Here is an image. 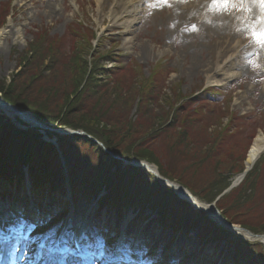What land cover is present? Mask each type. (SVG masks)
<instances>
[{
  "label": "rangeland",
  "instance_id": "1",
  "mask_svg": "<svg viewBox=\"0 0 264 264\" xmlns=\"http://www.w3.org/2000/svg\"><path fill=\"white\" fill-rule=\"evenodd\" d=\"M126 1L0 0L1 8L10 7L9 17L0 28L6 33L0 42V80L9 82L13 79V75L20 71V55H25L36 36L42 35L41 31L45 30L48 40L52 39L59 47L63 46L66 53L73 54V50L86 49L87 55H83L82 60L89 65L95 61L108 71L131 66L128 73L132 71L136 75L142 74L139 83L143 86L141 93L145 96L153 89L155 74H159L157 91H160H155L158 101L154 106L153 117L168 118L169 122L171 113L183 106L186 107L182 110L183 115L187 111L188 116L193 118L198 97L206 102L207 107L201 106L203 114L198 113L194 129L208 133L231 127L229 130L233 131L237 130L232 128L236 124H229L232 122L228 115L242 117L244 121L240 136L227 142V153H221L223 157H220L216 167L224 166L225 175L241 164L243 171H246L244 162L252 140L261 132L264 134V47L250 38L251 26L254 18L260 14L259 9L255 13L253 10L247 13L233 10V6H229L228 10L222 11L223 5L213 4L212 0H207L206 6L199 10L197 5L202 0H167V3L162 0H131V5H137V11L132 16L135 21L127 29L123 22L118 21L115 25L109 18L110 9H118L117 3L123 4ZM248 6L243 5L245 8ZM79 29L81 34L87 35L89 41L74 46L75 42L69 37L75 36L74 32H79ZM223 53L230 55V58L221 63ZM219 67L222 70L216 69ZM116 74L119 73L116 71ZM229 74H234L235 78H228ZM212 79L215 83L211 82ZM110 86L115 87L113 84ZM209 89H217L219 94L209 92ZM186 101L189 102L190 111L184 105ZM171 106L173 110L170 111ZM143 107L136 104L130 113L131 117L138 118ZM1 116L16 123L17 127L21 126L18 127L20 130L27 128L26 124L18 119V122L15 121L5 112ZM69 132L61 136L84 137ZM75 143L78 144H74L71 149L75 155L81 157L89 152L90 149L82 143ZM263 159L264 153L252 171L245 173L242 181L249 172L258 169L260 162L264 169ZM60 161H64L63 157ZM119 162L123 166L130 165L125 161ZM141 169L160 182L147 168ZM238 179L239 176H235L231 184ZM105 193L103 191L98 196L102 197ZM20 194L27 202L25 206L19 204V198L18 205H12L11 201L7 204L0 198V205L3 210L6 205L7 211L10 207L14 208L15 216L9 213L14 219L17 217L23 221L28 216L35 219V223H22L26 231L17 228L18 234L26 238L27 248L33 247L23 255L16 254L26 264H57V249L62 250L63 260L69 262L72 257L69 245L75 237L81 239L82 245L76 264H110L120 262L123 258L134 259L141 264H170L174 261L178 264H238L232 260L233 249H226L222 243L201 248L195 237L196 230L181 232L179 236L160 225L149 209L134 211V208H126L114 211L105 206L101 209L94 198L87 199L81 195L72 197L71 193L62 188L60 193L50 194V198H40L38 211L43 210L42 214L38 213L32 203L29 188L18 192ZM51 201L56 204L54 208L61 206L57 213L52 210L54 216L48 215ZM55 215H59V218L53 220ZM213 220L221 229L234 232L243 241L257 243L264 248L262 238L251 239V235L245 231L240 233L228 228L220 218ZM230 225L243 229L236 224ZM118 244L124 247L119 252Z\"/></svg>",
  "mask_w": 264,
  "mask_h": 264
},
{
  "label": "trees",
  "instance_id": "2",
  "mask_svg": "<svg viewBox=\"0 0 264 264\" xmlns=\"http://www.w3.org/2000/svg\"><path fill=\"white\" fill-rule=\"evenodd\" d=\"M9 8L0 7V28L9 17ZM41 32L25 55H20V71L9 82L0 80L1 99L44 125H53V129L83 132L102 148L82 137L59 136L47 131V138L58 140V150L66 163L65 174L58 151L43 140L39 130L28 126L20 130L0 115V187L7 191L10 185L21 190L27 173L34 190L40 193L59 192L66 182L75 195L86 198L105 191L100 201L102 205L114 209L148 207L160 223H170L175 230H197L203 244L224 243L235 251V259L242 264H264L261 245L248 243L221 229L204 213L178 199L170 188L161 186L139 168L123 166L104 150L121 160L146 161L157 167L161 177L175 181L205 204L218 199L215 207L230 224L239 225L253 235H264L261 162L240 186L221 195L244 170L241 164L225 175L224 166L216 167L223 157L221 153H227V142L240 136L243 118L228 115L232 122L229 124H236L232 128L237 130L233 131L229 130L231 127L208 133L194 129L198 113L203 114L201 106L207 107L199 97L193 118L187 111L183 115L182 110L186 109L183 106L171 113L169 122L168 118L153 117L158 101L155 91H160H157L159 74H155L153 89L145 96L139 83L142 74L128 73L131 66L108 71L95 61L89 65L82 60L83 55H87L86 49L73 50V54L68 52L71 54L68 55L63 46L48 40L45 30ZM79 32L69 37L75 42L74 46L88 40L86 34ZM136 104L145 107L140 116L133 119L130 113ZM188 104L184 103L190 111ZM170 108L173 110L172 106ZM211 111L214 112L213 108ZM75 142L88 147L89 152L81 157L75 155L71 150L78 144Z\"/></svg>",
  "mask_w": 264,
  "mask_h": 264
},
{
  "label": "bare ground",
  "instance_id": "3",
  "mask_svg": "<svg viewBox=\"0 0 264 264\" xmlns=\"http://www.w3.org/2000/svg\"><path fill=\"white\" fill-rule=\"evenodd\" d=\"M206 1L207 0H202V2H200L199 4L197 3L198 4L197 5L198 10L199 9H202L204 6H206L205 5L207 3ZM131 2H132L131 0H127L123 4L122 3H117L118 9H114V8L110 9L109 18H110V20H111V22L113 24L116 25L118 23V21H121V22H123L124 27L128 29L130 23L132 21H135V19L132 16L137 11V5H131ZM252 9H253V11L255 13V10L256 9H259V8H258V6L255 7V5H253L252 6ZM5 34L6 33L4 32V29H0V42H1V39L5 36ZM220 58H221V63H222V61L224 62L227 59H229L230 58V55H228L227 53H225V54L223 53ZM220 68L221 67L216 68V69L222 70V68L221 69ZM228 78H230V79L231 78H235V75L234 74H229L228 75ZM211 82H214L215 83L214 79H212ZM0 110L2 112H5L11 118H15L17 116V114H18L16 111L15 112L14 111H11L7 107L2 106V103L1 102H0ZM19 114H18V116L23 117V119H25V121L28 122V123H30V124H32V122L34 123L35 121H37L32 116H30L28 114H26L24 116L23 115H19ZM40 130H42L43 132L46 131L43 127H41ZM263 153H264V134L261 132V134H259L258 136H256L252 140L251 147L247 151V156L245 158V162L244 163H245V166L248 169V171H250L252 169V167L256 164V162L262 156ZM149 168H150L151 171H153L154 173H156L155 168H153V167H149ZM176 190H177L176 193L180 197H184L186 200L187 199H190L189 198L190 196L193 198V196L190 195V193H188L187 191H185V190H183L181 188H176ZM195 204L199 208L208 209V208H206V205H204L202 203H198L196 199H195ZM1 210H2V206L0 205V253H4L6 256H10L11 250H12V248H10L11 245H16L17 242H18V244H20V243H22V244L25 243L26 244L27 242L26 241L23 242L22 240H20V241H17V242L14 241V242H10L9 244H7L9 242V240H10L9 234H10V232H12L14 230L13 227H12V225L14 223H16L18 225V223L21 220L20 219H17V217H16L14 222H12L11 224L10 223L8 224V221L10 220V218L8 219V217L6 215H4L5 213H2ZM207 214L210 215V216H212L216 220L219 219L217 217V215L215 214V211H213V210L207 211ZM150 234L153 235L152 232H150ZM12 236L13 235L11 234V237ZM250 238L252 239L253 236H251ZM254 240H255V238H254ZM261 240L264 243V238H262ZM189 249H190V247H189Z\"/></svg>",
  "mask_w": 264,
  "mask_h": 264
},
{
  "label": "water",
  "instance_id": "4",
  "mask_svg": "<svg viewBox=\"0 0 264 264\" xmlns=\"http://www.w3.org/2000/svg\"><path fill=\"white\" fill-rule=\"evenodd\" d=\"M0 102L2 103V106H5V107H7L9 110H11V111H16L19 115H26L27 113H23L20 109H18V108H16L15 106L13 107L12 105H10L9 103H7L6 101H4L3 99H1V97H0ZM18 114H17V116H18ZM16 116V117H17ZM19 120H21L22 122H24V123H28V122H26L25 121V119H23V117H20V116H18L17 117ZM28 124H30V123H28ZM30 125H32V127H38V128H41V127H43L46 131L48 130V131H53V132H56L57 134L59 133V134H61L62 135V133L64 134V132L65 131H62L61 129H58L57 131L56 130H54V129H51L49 126H44L42 123H40L39 121H35L34 123L32 122V124H30ZM66 133V132H65ZM71 133H73V134H78L79 135V133H75V132H71ZM90 139V138H89ZM93 142L94 143H96L97 144V142L96 141H94L93 140ZM128 164H130V165H132V166H136V167H141V168H147V170L148 171H150L151 173H153L154 175H155V177L156 178H158V180L160 181V183H162L163 185H165V186H168V187H170V188H172L175 192H177V190H176V188H181V189H183L184 190V188H182V187H180V186H177V185H174L173 183H171V182H169L168 180H164L163 178H161L159 175H158V172H157V169L155 168V167H153V166H151V165H149V164H147V163H140V162H138V161H136V160H134L133 162H130V163H128ZM149 167H153V168H155V170H156V173H154L153 171H151L150 170V168ZM248 171V169H246V171H244L243 173H242V175L241 176H239V179L237 180V181H235L234 183H232L231 184V187L228 189V190H226L224 193H227V192H229V191H231L232 190V188H234V187H236L241 181H242V179L244 178V176L246 175L245 173ZM190 196V195H189ZM184 198V197H183ZM190 199H187V201L189 200L190 201V203L192 204V206L195 208V209H197L198 211H204V212H207V211H211V210H213V211H215V214L217 215V217L218 218H220V220L221 221H223L224 222V224L228 227V228H230V229H232V230H238V231H240V232H246V233H248V234H250V232H248L247 230H243V229H238V228H236L235 226H231L224 218H221V216H220V214H219V212L217 211V209H216V207L214 206V204H211V206H207L206 208H208V209H205V208H199V207H197L196 206V204H195V199L194 198H192L191 196L189 197ZM188 201V202H189ZM237 231V232H238ZM251 236H253L252 234H250ZM253 237H258V238H264V236H253Z\"/></svg>",
  "mask_w": 264,
  "mask_h": 264
},
{
  "label": "snow or ice",
  "instance_id": "5",
  "mask_svg": "<svg viewBox=\"0 0 264 264\" xmlns=\"http://www.w3.org/2000/svg\"><path fill=\"white\" fill-rule=\"evenodd\" d=\"M162 2L167 3V0H162ZM212 2L216 5H223L222 11L228 10L229 6H233V10L251 13L253 10L252 6H258L260 14L254 18L250 30V38L264 47V28L260 27L264 26V0H212ZM245 4L249 5V7H243Z\"/></svg>",
  "mask_w": 264,
  "mask_h": 264
}]
</instances>
